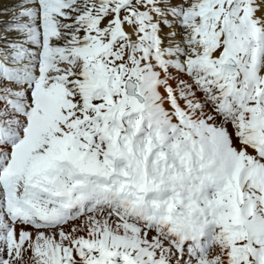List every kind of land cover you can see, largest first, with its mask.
<instances>
[{"label":"snow or ice","instance_id":"snow-or-ice-1","mask_svg":"<svg viewBox=\"0 0 264 264\" xmlns=\"http://www.w3.org/2000/svg\"><path fill=\"white\" fill-rule=\"evenodd\" d=\"M0 264H264V0H0Z\"/></svg>","mask_w":264,"mask_h":264}]
</instances>
